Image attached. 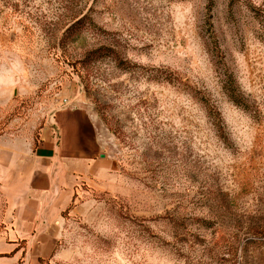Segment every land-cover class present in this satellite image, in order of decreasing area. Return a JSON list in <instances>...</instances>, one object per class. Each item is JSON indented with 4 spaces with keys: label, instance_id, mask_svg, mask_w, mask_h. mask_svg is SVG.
<instances>
[{
    "label": "rangeland",
    "instance_id": "374dc122",
    "mask_svg": "<svg viewBox=\"0 0 264 264\" xmlns=\"http://www.w3.org/2000/svg\"><path fill=\"white\" fill-rule=\"evenodd\" d=\"M64 107L107 166L41 261L0 180V264H264V0H0V152Z\"/></svg>",
    "mask_w": 264,
    "mask_h": 264
},
{
    "label": "crops",
    "instance_id": "0c3cea01",
    "mask_svg": "<svg viewBox=\"0 0 264 264\" xmlns=\"http://www.w3.org/2000/svg\"><path fill=\"white\" fill-rule=\"evenodd\" d=\"M107 162L98 125L81 107L59 109L28 150L0 152L6 215L15 237L32 240L39 261L55 247L79 184Z\"/></svg>",
    "mask_w": 264,
    "mask_h": 264
},
{
    "label": "trees",
    "instance_id": "16d2710c",
    "mask_svg": "<svg viewBox=\"0 0 264 264\" xmlns=\"http://www.w3.org/2000/svg\"><path fill=\"white\" fill-rule=\"evenodd\" d=\"M233 99H234V101H235V102H237V103H238V101H236V98H233Z\"/></svg>",
    "mask_w": 264,
    "mask_h": 264
}]
</instances>
